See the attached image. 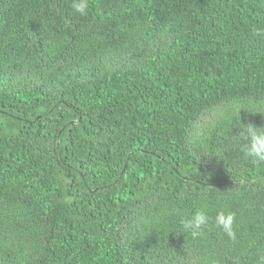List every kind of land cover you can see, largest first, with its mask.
I'll return each instance as SVG.
<instances>
[{
    "label": "trees",
    "instance_id": "obj_1",
    "mask_svg": "<svg viewBox=\"0 0 264 264\" xmlns=\"http://www.w3.org/2000/svg\"><path fill=\"white\" fill-rule=\"evenodd\" d=\"M242 107L264 127V0H0V264H264Z\"/></svg>",
    "mask_w": 264,
    "mask_h": 264
},
{
    "label": "clouds",
    "instance_id": "obj_2",
    "mask_svg": "<svg viewBox=\"0 0 264 264\" xmlns=\"http://www.w3.org/2000/svg\"><path fill=\"white\" fill-rule=\"evenodd\" d=\"M71 8L74 14L84 15L88 10V0H71ZM241 109L244 108L242 107L238 109L240 125L238 129V140L240 143V150L246 158L251 160L252 163L262 165L264 164V127L258 128L251 123L247 125L241 124L239 117ZM209 222L210 217L206 208L201 207L194 211L190 216L183 218L180 223L185 231L189 232L193 238H196L204 233ZM234 222V212L219 211L215 216L214 226L229 237L234 238Z\"/></svg>",
    "mask_w": 264,
    "mask_h": 264
}]
</instances>
